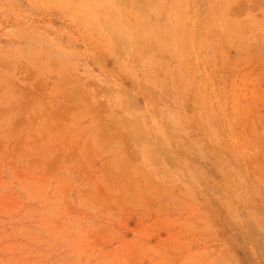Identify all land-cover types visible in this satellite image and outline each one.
<instances>
[{
	"label": "rangeland",
	"instance_id": "1",
	"mask_svg": "<svg viewBox=\"0 0 264 264\" xmlns=\"http://www.w3.org/2000/svg\"><path fill=\"white\" fill-rule=\"evenodd\" d=\"M0 264H264V0H0Z\"/></svg>",
	"mask_w": 264,
	"mask_h": 264
}]
</instances>
